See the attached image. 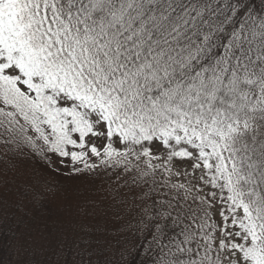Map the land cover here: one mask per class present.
<instances>
[{
  "label": "snow or ice",
  "instance_id": "6c2138e0",
  "mask_svg": "<svg viewBox=\"0 0 264 264\" xmlns=\"http://www.w3.org/2000/svg\"><path fill=\"white\" fill-rule=\"evenodd\" d=\"M14 157L114 177L124 264H264V0H0Z\"/></svg>",
  "mask_w": 264,
  "mask_h": 264
},
{
  "label": "trees",
  "instance_id": "16d2710c",
  "mask_svg": "<svg viewBox=\"0 0 264 264\" xmlns=\"http://www.w3.org/2000/svg\"><path fill=\"white\" fill-rule=\"evenodd\" d=\"M24 158L27 162L22 157L0 162V264L38 262L40 252H27L36 235L51 240L45 245L50 247V263L53 260L55 264H78L85 229L91 230L94 239L90 255L83 258L92 260L93 264L97 260L124 264L119 250L131 246L134 238L115 231L120 221L115 219L113 207L99 211L94 201L96 193L100 201L105 200L106 189L114 177L69 179L50 171L36 157ZM56 167L53 161L51 169ZM77 200L83 201L82 206ZM105 228L110 231H104ZM57 238L67 242L60 246L55 242ZM19 247L22 259L15 260Z\"/></svg>",
  "mask_w": 264,
  "mask_h": 264
},
{
  "label": "rangeland",
  "instance_id": "374dc122",
  "mask_svg": "<svg viewBox=\"0 0 264 264\" xmlns=\"http://www.w3.org/2000/svg\"><path fill=\"white\" fill-rule=\"evenodd\" d=\"M22 159H25V161L27 162V158L22 157ZM94 201L97 202V205H99V211H105L107 210V206L111 205V201L108 200H102L100 201L99 199V195L96 193L95 194V199ZM82 200H77L76 203H79V206H82ZM73 232V231H72ZM70 237V236H69ZM35 243L31 244L28 246L27 248V252L28 253H32L35 254L37 251L40 252V260L38 262H36L35 264H55L54 261L52 260V262L50 263V261L48 260L50 257V252H49V248H46L45 245H49L51 240H43L42 237L39 236H35ZM55 242H58V244L60 246H63V244H65L67 241L65 240H61L59 238H57V240ZM21 254H20V247L18 248V253L15 255V260H21Z\"/></svg>",
  "mask_w": 264,
  "mask_h": 264
}]
</instances>
